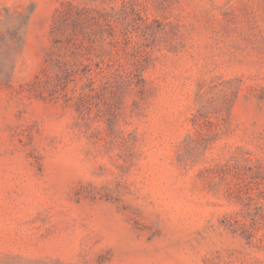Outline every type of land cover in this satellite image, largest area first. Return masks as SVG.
<instances>
[{
    "label": "rangeland",
    "instance_id": "obj_1",
    "mask_svg": "<svg viewBox=\"0 0 264 264\" xmlns=\"http://www.w3.org/2000/svg\"><path fill=\"white\" fill-rule=\"evenodd\" d=\"M0 264H264V0H0Z\"/></svg>",
    "mask_w": 264,
    "mask_h": 264
}]
</instances>
